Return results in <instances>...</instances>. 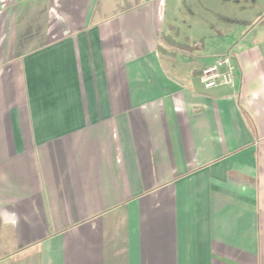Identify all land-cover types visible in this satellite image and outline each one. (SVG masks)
Returning <instances> with one entry per match:
<instances>
[{
	"label": "crops",
	"instance_id": "0c3cea01",
	"mask_svg": "<svg viewBox=\"0 0 264 264\" xmlns=\"http://www.w3.org/2000/svg\"><path fill=\"white\" fill-rule=\"evenodd\" d=\"M0 264H264V0H0Z\"/></svg>",
	"mask_w": 264,
	"mask_h": 264
},
{
	"label": "built area",
	"instance_id": "2783aa9c",
	"mask_svg": "<svg viewBox=\"0 0 264 264\" xmlns=\"http://www.w3.org/2000/svg\"><path fill=\"white\" fill-rule=\"evenodd\" d=\"M235 61L230 53H224L215 58V60L202 67L199 79L205 88L215 86H233Z\"/></svg>",
	"mask_w": 264,
	"mask_h": 264
},
{
	"label": "rangeland",
	"instance_id": "374dc122",
	"mask_svg": "<svg viewBox=\"0 0 264 264\" xmlns=\"http://www.w3.org/2000/svg\"><path fill=\"white\" fill-rule=\"evenodd\" d=\"M188 22H186L185 24H187ZM181 29V28H180ZM204 38H202L203 42L206 44V46H210V43H213L214 40H211V39H214V37H211L209 36L210 33H209V30L208 28L204 27V28H198V31L197 30H188V28L185 26V27H182V29L179 31V36L182 40L186 39L187 35H200ZM210 37V38H209Z\"/></svg>",
	"mask_w": 264,
	"mask_h": 264
},
{
	"label": "trees",
	"instance_id": "16d2710c",
	"mask_svg": "<svg viewBox=\"0 0 264 264\" xmlns=\"http://www.w3.org/2000/svg\"><path fill=\"white\" fill-rule=\"evenodd\" d=\"M163 38H166L165 36H163Z\"/></svg>",
	"mask_w": 264,
	"mask_h": 264
}]
</instances>
